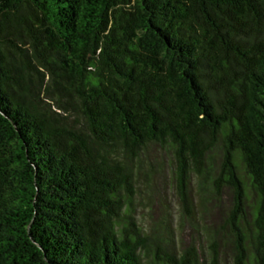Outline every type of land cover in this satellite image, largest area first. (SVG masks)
<instances>
[{"label": "trees", "instance_id": "1", "mask_svg": "<svg viewBox=\"0 0 264 264\" xmlns=\"http://www.w3.org/2000/svg\"><path fill=\"white\" fill-rule=\"evenodd\" d=\"M155 151L264 264V0H0V264H199L136 217Z\"/></svg>", "mask_w": 264, "mask_h": 264}, {"label": "rangeland", "instance_id": "2", "mask_svg": "<svg viewBox=\"0 0 264 264\" xmlns=\"http://www.w3.org/2000/svg\"><path fill=\"white\" fill-rule=\"evenodd\" d=\"M154 163L160 164L158 173L151 178V184L144 183L138 193L136 217L145 232L154 237L165 239L171 237L172 245L183 250L187 247L196 249L199 264H209V252L213 238L220 244L221 264H233L232 241L228 230L222 228V218L227 216L232 206L233 193L225 188L220 200L213 199L206 193H200L198 186H193V192L199 202L198 211L191 217L183 214L175 189L172 168L168 156L155 151ZM221 151L217 147L212 152L211 163L216 169L220 163ZM157 160V162H156ZM239 173L248 184V178L239 159ZM199 194L202 199L199 200ZM256 196L247 186V208L249 218L254 208Z\"/></svg>", "mask_w": 264, "mask_h": 264}]
</instances>
